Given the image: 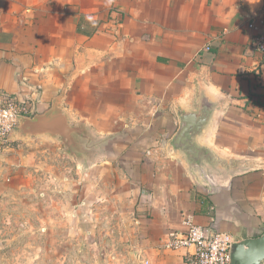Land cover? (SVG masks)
Returning a JSON list of instances; mask_svg holds the SVG:
<instances>
[{
    "label": "crops",
    "instance_id": "obj_1",
    "mask_svg": "<svg viewBox=\"0 0 264 264\" xmlns=\"http://www.w3.org/2000/svg\"><path fill=\"white\" fill-rule=\"evenodd\" d=\"M251 19L263 25L251 30ZM259 33L264 0H0V93L23 118L56 109L84 130L73 157L59 138L15 141L76 158L80 177L108 173L114 194L125 185L147 264H186L187 250L165 245L187 219L238 241L261 236ZM197 103L212 109L197 138L214 161L203 173L170 145Z\"/></svg>",
    "mask_w": 264,
    "mask_h": 264
},
{
    "label": "rangeland",
    "instance_id": "obj_2",
    "mask_svg": "<svg viewBox=\"0 0 264 264\" xmlns=\"http://www.w3.org/2000/svg\"><path fill=\"white\" fill-rule=\"evenodd\" d=\"M22 143L0 149V264H145L125 185L114 194L108 173L80 177L76 158Z\"/></svg>",
    "mask_w": 264,
    "mask_h": 264
},
{
    "label": "water",
    "instance_id": "obj_3",
    "mask_svg": "<svg viewBox=\"0 0 264 264\" xmlns=\"http://www.w3.org/2000/svg\"><path fill=\"white\" fill-rule=\"evenodd\" d=\"M211 112L207 103H197L194 110L180 112L179 129L170 142L173 150L201 173L204 163H214L210 153L197 142L208 125ZM83 132L82 128L71 126L67 116L53 109L43 116L21 117L10 141L43 136L59 138L67 148V154L73 157L78 152L77 138L83 137ZM230 264H264V233L236 242L231 249Z\"/></svg>",
    "mask_w": 264,
    "mask_h": 264
},
{
    "label": "built area",
    "instance_id": "obj_4",
    "mask_svg": "<svg viewBox=\"0 0 264 264\" xmlns=\"http://www.w3.org/2000/svg\"><path fill=\"white\" fill-rule=\"evenodd\" d=\"M261 25L262 20L251 19L248 27L256 30ZM251 48L264 63V33L252 38ZM261 83L264 87V75ZM258 99L264 109V102L261 98ZM25 113L27 110L22 103L0 93V149L10 142V136ZM183 224L184 229L172 230L167 234V250H187L186 264H230L232 246L238 242L234 235L225 232L210 233L206 227L194 223L191 219L185 220Z\"/></svg>",
    "mask_w": 264,
    "mask_h": 264
}]
</instances>
